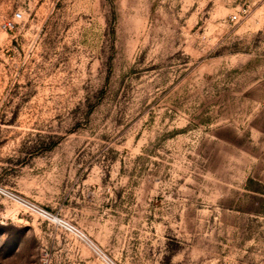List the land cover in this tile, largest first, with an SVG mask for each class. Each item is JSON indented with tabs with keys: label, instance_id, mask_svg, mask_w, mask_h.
I'll return each instance as SVG.
<instances>
[{
	"label": "rangeland",
	"instance_id": "374dc122",
	"mask_svg": "<svg viewBox=\"0 0 264 264\" xmlns=\"http://www.w3.org/2000/svg\"><path fill=\"white\" fill-rule=\"evenodd\" d=\"M16 10L0 188L114 264H264V0H0V23ZM0 264L107 262L0 194Z\"/></svg>",
	"mask_w": 264,
	"mask_h": 264
},
{
	"label": "built area",
	"instance_id": "2783aa9c",
	"mask_svg": "<svg viewBox=\"0 0 264 264\" xmlns=\"http://www.w3.org/2000/svg\"><path fill=\"white\" fill-rule=\"evenodd\" d=\"M231 19L236 20L237 15L233 14L231 16ZM21 21H22V12L20 10H16L12 13V15L9 18H5L1 21L0 28L4 32H12L14 29H16L19 26ZM0 194H2L10 202L19 206L20 209L25 213L31 216L35 215L37 218H39L44 222L53 224L55 226L60 227L66 232L75 234L85 245H87L90 249H92L96 254L101 256L107 262V264H114L110 259L106 258L103 255L100 249L96 245H94V243L80 229L72 225L69 221L61 217H58L57 215L52 214L51 212L47 211L42 207H39L31 200L21 196L20 194L12 190L6 188H0Z\"/></svg>",
	"mask_w": 264,
	"mask_h": 264
}]
</instances>
